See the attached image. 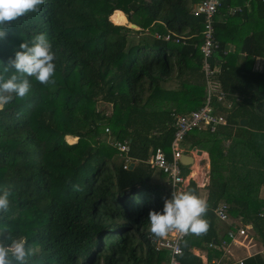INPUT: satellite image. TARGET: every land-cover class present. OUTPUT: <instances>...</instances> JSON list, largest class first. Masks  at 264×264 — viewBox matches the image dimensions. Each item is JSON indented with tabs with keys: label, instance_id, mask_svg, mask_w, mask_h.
Returning <instances> with one entry per match:
<instances>
[{
	"label": "trees",
	"instance_id": "16d2710c",
	"mask_svg": "<svg viewBox=\"0 0 264 264\" xmlns=\"http://www.w3.org/2000/svg\"><path fill=\"white\" fill-rule=\"evenodd\" d=\"M197 1L46 0L39 13L14 22L0 41V62L40 32L47 34L56 54L55 86L30 78L29 94L0 111V190L12 193L0 228L12 229L38 248L35 264L166 263L167 251L155 249L147 217L150 209L162 210L170 188L153 182L154 170L145 160L156 148L169 157L173 114L205 101L199 74L202 18L192 13ZM231 1L219 7L214 30L218 52L226 36L236 45L225 56L221 80L226 100L232 102L235 95L241 100L228 110L215 98L213 113L227 123L214 132L194 129L184 137L183 143L209 152V183L202 189L210 226L202 236L184 237L178 257L183 264L198 262L189 251L192 246L206 249L209 261L224 254L222 240L230 238L216 236L209 210L219 200L230 204L229 211L250 230L257 249H263L243 264H264V215L259 211L264 169L258 167L253 180L249 171L243 178L232 171L244 152L264 166V132L258 131L259 122L264 124V70L253 71L232 59L241 51L249 61L264 57V28L250 35L239 31L248 21L249 13L242 14L245 2L264 20V0H240L242 10L233 15L227 9ZM125 19L139 28L124 25ZM166 32L186 39L176 43L154 36ZM173 81L177 90L170 86ZM98 103L110 105V112ZM242 117L248 119L245 127L239 125ZM109 138L127 140L132 169L124 167L125 159L118 158ZM202 189L191 183L185 191L201 197Z\"/></svg>",
	"mask_w": 264,
	"mask_h": 264
},
{
	"label": "clouds",
	"instance_id": "9594fccd",
	"mask_svg": "<svg viewBox=\"0 0 264 264\" xmlns=\"http://www.w3.org/2000/svg\"><path fill=\"white\" fill-rule=\"evenodd\" d=\"M45 3L46 0H0V41L7 38L14 22L29 13H39ZM55 60L53 44L46 33L22 40L13 56L7 62H0V111L14 99H23L29 94L31 79L41 85L55 86ZM73 187L80 190L78 185ZM11 196L10 190H0V220L10 212ZM163 200L161 211L150 209L148 212L150 238L164 239L173 231L195 236L207 233L210 225L205 216L209 205L205 199L191 190H174ZM38 256V248L29 244L25 236L17 235L8 227L0 228V264H35Z\"/></svg>",
	"mask_w": 264,
	"mask_h": 264
},
{
	"label": "built area",
	"instance_id": "2783aa9c",
	"mask_svg": "<svg viewBox=\"0 0 264 264\" xmlns=\"http://www.w3.org/2000/svg\"><path fill=\"white\" fill-rule=\"evenodd\" d=\"M224 1L225 0H198L192 7L193 15L202 18V41L199 45V49L202 56V67L207 80V96L202 106L198 109H194L188 113L173 114L174 134L170 143L172 159L168 160L166 153L161 148H156L148 159V163L153 168L160 170L166 175L171 193L174 190L185 191L192 179L201 187L205 186L208 182L206 172L201 174L198 171H195L192 175H182L180 157L183 155L184 149L182 148V143L186 134L194 129H207L210 132H214L219 125L226 124L224 117L213 113L211 106L215 97L220 101L224 98L225 94L223 91H219L217 95H214L211 86L209 85V79L215 72H217V70L211 67L209 62L214 51L218 48V41L215 38L214 18ZM239 10V7L228 8L229 14H234ZM154 36L158 39L167 41L171 40L176 43L183 42L186 39L184 36L176 35L172 32H166L164 34L155 33ZM105 131L109 132V129L105 128ZM108 142L124 157V167L127 168L130 162V158L128 157V142L126 140H108ZM214 211L220 220L228 221V205L226 203L219 204ZM227 234L232 242H236L238 235H245V229L238 228L235 230L234 228H231ZM185 236L186 235H181L173 231L166 238L155 240L156 250H166L168 252L166 264H181L177 252H182L181 244ZM226 243L225 240L222 241L224 247H226ZM209 245L212 246V244ZM243 260L244 259L233 261L228 260L229 262H225L223 260L214 259L203 262V264H243Z\"/></svg>",
	"mask_w": 264,
	"mask_h": 264
},
{
	"label": "crops",
	"instance_id": "0c3cea01",
	"mask_svg": "<svg viewBox=\"0 0 264 264\" xmlns=\"http://www.w3.org/2000/svg\"><path fill=\"white\" fill-rule=\"evenodd\" d=\"M242 6L243 5H239L238 3L237 4L231 3L230 5L227 6V9L231 8V7L232 8L239 7L240 10H242L241 9ZM244 6L246 8V11L242 12V14L245 15V14L249 13V16L247 19L242 18V19H245L248 21L246 23L240 25L239 31L244 32L245 34H249V35L252 34L254 31L260 32L264 28V20H259V17L256 15L255 7L252 4L250 5L249 1L245 2ZM230 15H233V14H230ZM127 25L129 26V23ZM229 29L231 30L232 27H230ZM233 39L235 41H239L238 38H233ZM226 40H227V42L224 45V49L221 51L222 55H221V52H218V50L220 48V43L218 42V48L214 51L211 59L209 60L211 67L214 68L215 70H217V72H215L212 75V77L209 79V85L211 86V89H212L214 95H217V93L219 91L224 92L225 96L222 99V102H223L222 105L223 106L225 105V108H227L229 110V108H231V106H232V102H240L241 97H240V95L239 96L235 95L232 102L230 100L228 101V100H226L227 93L222 88L223 85H222L221 77L224 73V68H223L224 64L226 63L225 56L232 55L236 49L235 43L232 40H230L229 36H226ZM239 45H240V43H239ZM244 57H245V52L241 51L236 56V59H234L233 56H232V59L235 60L236 63H239V64L244 63V65L250 66L253 71L264 70V57L257 55L256 57H252V60H250V61L247 59V57H245V58ZM200 70H201V72L199 74H200V77L201 76L203 77V81H204V85H205V98H206V96H207V80H206L205 73H204V70L202 67V56H201V69ZM170 86L172 88H175V90H177L179 87V84L177 81H173L170 84ZM228 110H226V111H228ZM188 112H190V110L184 111V112H179V113H188ZM219 114H222V113H219ZM240 120H242L241 123H240ZM240 120H239L240 126H243V127L247 126V122H248L247 118L242 117V118H240ZM259 123L260 124L258 127L259 128L258 131L264 132L263 122L260 121ZM109 140H113V139L109 138ZM229 144L230 143L227 141V145H229ZM182 148L184 149L183 154L190 155L193 158L192 162L189 164H182L180 162V168H181L182 175H185V176L189 175V174L192 175V174H194L195 171H198L201 174L203 172H206V177L208 178V182L205 186H207L209 183V171H210L209 152L204 150V149H198L197 147H191L190 145H188L185 142L182 143ZM129 150H130V148H129ZM151 153H152V151L149 153L145 162L151 169L154 170L153 171V177H152L153 182L165 184L167 187H169V181H168L166 175L163 172H161L160 170L153 168L148 163V159H149ZM128 154H129V152H128ZM169 154H170V156L169 157L167 156V158L169 160H171L172 156H171L170 147H169ZM239 158L240 157H238L237 160H239ZM130 162H133V161H131V158H130ZM257 163L258 162L255 160L251 162V160L248 158V155L247 154L245 155V152H244V156L242 158H240V161L234 162L235 166H234L232 171H234V174L239 173V175H238L239 178H243L242 176H244V174L249 171L248 176H250V178L253 180V176L258 174V173H255V172H257V168L259 167V168L264 169V166H262L260 163L257 165ZM134 166H135V162H134ZM191 183H194L195 187H197L199 189H202L205 187V186H203V187L199 186L196 183V181H194L193 179L190 180L188 186ZM188 186H187V188H188ZM170 193H171V190H170ZM200 193H201V198L206 200V191H203V189H202V191ZM260 193H261L260 196L262 197V195H264V183L261 186V192ZM221 203H226L228 205V221L220 220L217 217V215L215 214L214 209ZM230 207H231L230 204L225 200H219L216 204L210 206L211 209L209 208V210L212 212L211 222H212V227L214 228L215 234L218 238L220 237V239H221L222 236H226V237L228 236L227 232L231 228H234L235 230H237L238 228H243V229H245V234H246L245 238H247V241H248V245L245 247L246 248L245 251H247L249 249H251V250L245 255H240L241 252L244 250L243 248H240L241 247L240 245H242V246H245V245H244V243H242L240 241L239 238H242V236L244 237L245 235H238L236 242H234V241L232 242L231 239L227 240L226 247H224L222 245V247L224 248V254H221V256H219L218 258H214V259L224 260L226 262L228 260L233 261V260L244 259V258L250 257L256 253H263V249H261V248L257 249V247L255 246L256 243L253 242L254 239L252 238V236H251L252 234H251L250 230L247 228V226L244 223H242L241 221L239 222L238 221L239 217H238V219H236L233 216V214L231 213V211H229V210H231ZM259 211H260V215H264V206ZM223 240H225V239H223ZM207 246H208V244H207ZM189 251L198 258V262L196 264H203V262L209 261L208 251L206 249H202V248L197 247V246H192L189 249ZM167 256H168V252H167ZM214 259H211V260H214ZM181 264H183V263H181Z\"/></svg>",
	"mask_w": 264,
	"mask_h": 264
},
{
	"label": "rangeland",
	"instance_id": "374dc122",
	"mask_svg": "<svg viewBox=\"0 0 264 264\" xmlns=\"http://www.w3.org/2000/svg\"><path fill=\"white\" fill-rule=\"evenodd\" d=\"M240 0H232L231 2L233 3V4H236V3H238ZM115 13H120V14H122V12H115ZM123 24L124 25H127L128 24V21H127V19H125L124 21H123ZM98 108L99 109H102V110H104L105 112H107V113H109L110 112V105H108V104H105V103H98ZM66 140L68 141V142H75V139H74V137H66ZM118 156V155H117ZM118 158H124L122 155H120L119 154V157ZM246 237V234H245V236L243 237L242 236V238H239L240 239V241L242 242V243H244V245L245 246H242V245H240L241 247L240 248H243L242 250V252H241V254L240 255H245V254H247L251 249H249V250H247V251H245V247L248 245V241H247V238H245Z\"/></svg>",
	"mask_w": 264,
	"mask_h": 264
},
{
	"label": "water",
	"instance_id": "95a60500",
	"mask_svg": "<svg viewBox=\"0 0 264 264\" xmlns=\"http://www.w3.org/2000/svg\"><path fill=\"white\" fill-rule=\"evenodd\" d=\"M129 27L133 28V29H138L139 27L134 24V23H129ZM242 122V120H240V123ZM193 160L192 156L190 155H186V154H183L181 157H180V162L182 164H189L191 163ZM134 166V162H130L129 165H128V169H132V167Z\"/></svg>",
	"mask_w": 264,
	"mask_h": 264
},
{
	"label": "bare ground",
	"instance_id": "6f19581e",
	"mask_svg": "<svg viewBox=\"0 0 264 264\" xmlns=\"http://www.w3.org/2000/svg\"><path fill=\"white\" fill-rule=\"evenodd\" d=\"M76 140V138H74Z\"/></svg>",
	"mask_w": 264,
	"mask_h": 264
}]
</instances>
